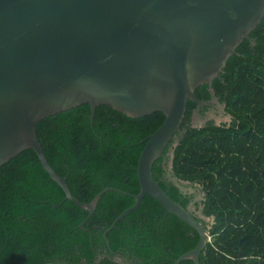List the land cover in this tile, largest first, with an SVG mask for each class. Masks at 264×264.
Instances as JSON below:
<instances>
[{
	"label": "trees",
	"instance_id": "16d2710c",
	"mask_svg": "<svg viewBox=\"0 0 264 264\" xmlns=\"http://www.w3.org/2000/svg\"><path fill=\"white\" fill-rule=\"evenodd\" d=\"M258 28H264V16ZM246 47L244 38L211 84L219 93V80L229 81V104L240 123L191 127L195 103L188 100L174 147V174L200 185L203 213L214 217L199 264H264V63L244 53ZM195 95L208 97L207 85ZM90 115V105L82 104L36 122L49 164L82 202L108 186L138 193V159L164 115L131 117L103 104L92 120ZM152 172L163 178L161 159ZM160 185L186 205L172 184ZM129 194L102 193L81 229L88 211L64 199L35 152L23 150L0 167V264H173L197 244L198 232L148 194L106 233V242L104 230L134 203ZM104 252L108 256L99 258Z\"/></svg>",
	"mask_w": 264,
	"mask_h": 264
},
{
	"label": "water",
	"instance_id": "95a60500",
	"mask_svg": "<svg viewBox=\"0 0 264 264\" xmlns=\"http://www.w3.org/2000/svg\"><path fill=\"white\" fill-rule=\"evenodd\" d=\"M264 16V0H0V167L25 149H32L43 169L69 199L93 213L102 193L89 202L77 199L66 177L49 164L37 137L36 122L82 104L91 120L98 105L131 117L161 112L162 124L149 136L138 163L140 190L134 203L120 212L106 233L137 208L145 194L193 227L197 244L173 264H199L213 216L193 212L173 200L160 181L180 193H194L190 182L172 169L174 147L188 100L196 103L191 127L207 116V101L197 98L203 84L223 72L236 47ZM161 159L164 178L152 166Z\"/></svg>",
	"mask_w": 264,
	"mask_h": 264
},
{
	"label": "flooded vegetation",
	"instance_id": "af4514ba",
	"mask_svg": "<svg viewBox=\"0 0 264 264\" xmlns=\"http://www.w3.org/2000/svg\"><path fill=\"white\" fill-rule=\"evenodd\" d=\"M246 39H247V47L243 50L244 53H248L252 55L253 57H260L262 62L264 63V49L263 50L261 49L262 47L261 42L264 43V28L263 29L262 28L253 29L249 33ZM240 54L241 53L238 52V55ZM218 84H219V87H221L219 93H217L213 89L214 95H211L208 92L209 94L208 97L199 98V99L207 101V105L202 107L199 111L200 113L199 115L207 116V119L201 126H197V127L210 125V126H222L224 128H230L234 126L236 123H240L239 122L240 119L237 117V115L234 112L231 111L233 108L230 107V104H229L230 102L229 81L226 80L225 78H221ZM195 107H196V103L194 107L192 108V111ZM192 111L190 115V124H191V119H192ZM243 138H245V136H243ZM163 178H164V175H163ZM185 186L192 187L194 189V193L183 194L179 192L182 195V200L186 201V205L190 203L192 204L194 213H196V211L199 210L200 207H202L201 210L203 212L202 201L204 198V192L201 190L200 185L197 182H190L189 184ZM104 255L108 256L104 252V254H99V258H102ZM113 259L121 261L123 257L114 256Z\"/></svg>",
	"mask_w": 264,
	"mask_h": 264
},
{
	"label": "built area",
	"instance_id": "2783aa9c",
	"mask_svg": "<svg viewBox=\"0 0 264 264\" xmlns=\"http://www.w3.org/2000/svg\"><path fill=\"white\" fill-rule=\"evenodd\" d=\"M207 239L209 240V239H210V237L208 236V237H207Z\"/></svg>",
	"mask_w": 264,
	"mask_h": 264
}]
</instances>
